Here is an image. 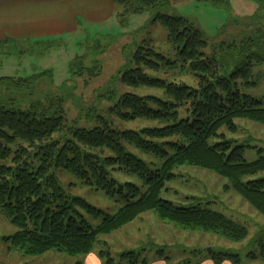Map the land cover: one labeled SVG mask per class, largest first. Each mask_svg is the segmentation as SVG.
<instances>
[{
	"label": "trees",
	"instance_id": "obj_1",
	"mask_svg": "<svg viewBox=\"0 0 264 264\" xmlns=\"http://www.w3.org/2000/svg\"><path fill=\"white\" fill-rule=\"evenodd\" d=\"M175 1L114 0L115 5L123 7L119 18L152 11L151 23L166 28L176 57L158 52L151 39L143 40L118 80L134 89L159 90L163 97L126 93L117 98L110 90L103 97L117 101L106 114L123 122L150 121L160 126L115 129L108 117L89 108L87 117L96 120L98 126L91 130L72 127L66 108L70 96L53 88L51 71L28 78H0V211L18 230L4 239L10 251L27 257L56 251L84 259L94 253L101 238L149 213L184 231L212 233L232 243L245 241L248 229L233 219L200 205L179 207L161 197L166 184L177 178L174 171L180 167L217 174L227 180V190L239 194L264 215V177L257 178L264 175V150H259L256 161L248 162L246 148L255 147L235 145L226 136V132L238 133L237 121L264 125V98L241 90L259 84L255 68L264 65V0H258L251 34L220 43L210 56L204 50L211 42L196 21L166 13L175 9ZM198 1L231 11V0ZM11 42L4 39L0 47ZM101 69L99 65L84 67L73 70V75L79 78L87 74L93 79ZM163 70L179 71L176 74L183 71L193 77L195 86L147 73ZM130 147L162 162L147 163L132 154ZM61 171L81 185L117 199L123 207L115 215H108L85 199L72 196L62 186ZM120 173L135 176L141 184L121 182L115 177ZM86 215L104 219L93 227ZM104 245L107 249L98 254L103 264H148L142 259L146 251L154 250L164 257L168 249L151 244L140 251L123 253L121 262L116 263L108 244ZM189 254L192 257L182 264H200L204 259L213 264L264 261V228L245 254L214 248L209 258L199 250Z\"/></svg>",
	"mask_w": 264,
	"mask_h": 264
},
{
	"label": "rangeland",
	"instance_id": "obj_2",
	"mask_svg": "<svg viewBox=\"0 0 264 264\" xmlns=\"http://www.w3.org/2000/svg\"><path fill=\"white\" fill-rule=\"evenodd\" d=\"M174 4L175 9L166 13L196 21L211 42V46L204 50L209 56L220 43L250 35L254 29L251 24L253 17L260 6L258 0H231V11L215 8L210 3L198 0H176ZM122 11L123 7L115 5L111 15L106 19L79 18L78 25L71 31V26H66L68 30L63 33L42 38L13 40L10 44L1 46L0 78H28L51 71L54 79L53 88L70 96L66 108L68 122L72 127L91 130L98 126L96 120L88 119L89 108H96L100 115L108 117L115 129L140 130L160 126L159 123L150 121L123 122L106 114V110L117 101L103 97L110 90L116 92L117 98L126 93L163 97L159 90L134 89L118 80L120 71L129 63L130 57L143 40L151 39L158 52L171 59L176 57V51L168 42L166 28L158 23H151L154 17L152 11L123 18L117 17ZM95 65L102 68L96 78L88 79L87 74L79 78L73 75V70ZM178 72L163 70L147 73L153 78L170 82L183 81L195 86L193 77L183 71L176 74ZM255 75L259 79V84L255 87H243L241 90L244 94L261 99L264 98V65L255 68ZM237 123L238 133L226 132L227 139L235 145L255 147L246 148L245 151L246 160L254 162L260 156L259 150H264V125L245 120ZM55 138L58 139V135ZM129 151L147 163L162 162L131 147ZM174 173L177 178L166 184L161 194L163 199L179 207L200 205L202 208L223 214L246 227L249 231L248 238L241 243H232L216 234L184 231L161 222L154 213H149L124 229L101 238V243L97 244L91 256L98 257L101 251H105L107 249L105 243L108 244L116 263L121 262L123 253L140 251L151 244L167 247L164 257L168 260L159 256L156 251L149 250L142 256L148 264H182L192 257L189 252L194 250L203 251L206 258H209L208 255L213 248L247 253L250 242L264 228V215L254 210L239 194L227 190L225 188L227 180L213 172L195 167H180ZM115 177L123 183L141 184L135 176L120 173L115 174ZM259 177L264 175L257 178ZM60 180L69 194L85 199L91 206L105 214L115 215L123 207L117 199H110L102 191L81 185L65 171L60 172ZM86 219L91 226L97 227L102 223L104 216L94 218L86 215ZM17 232L18 230L0 211V264H78L87 259L72 258L56 251L39 257H27L10 251L9 244L4 239L14 236ZM245 264H264V261L247 260Z\"/></svg>",
	"mask_w": 264,
	"mask_h": 264
},
{
	"label": "crops",
	"instance_id": "obj_3",
	"mask_svg": "<svg viewBox=\"0 0 264 264\" xmlns=\"http://www.w3.org/2000/svg\"><path fill=\"white\" fill-rule=\"evenodd\" d=\"M115 8L114 0H0V42L42 38L70 31L79 18L106 19ZM84 264H103L89 256ZM200 264H213L205 259Z\"/></svg>",
	"mask_w": 264,
	"mask_h": 264
},
{
	"label": "water",
	"instance_id": "obj_4",
	"mask_svg": "<svg viewBox=\"0 0 264 264\" xmlns=\"http://www.w3.org/2000/svg\"><path fill=\"white\" fill-rule=\"evenodd\" d=\"M212 250H210V252H211Z\"/></svg>",
	"mask_w": 264,
	"mask_h": 264
}]
</instances>
